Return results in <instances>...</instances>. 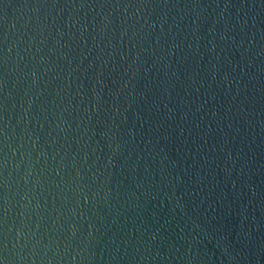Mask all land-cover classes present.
<instances>
[{
	"label": "water",
	"instance_id": "1",
	"mask_svg": "<svg viewBox=\"0 0 264 264\" xmlns=\"http://www.w3.org/2000/svg\"><path fill=\"white\" fill-rule=\"evenodd\" d=\"M0 264H264V0H0Z\"/></svg>",
	"mask_w": 264,
	"mask_h": 264
}]
</instances>
